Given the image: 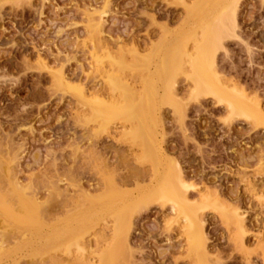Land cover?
<instances>
[{
	"label": "rangeland",
	"instance_id": "374dc122",
	"mask_svg": "<svg viewBox=\"0 0 264 264\" xmlns=\"http://www.w3.org/2000/svg\"><path fill=\"white\" fill-rule=\"evenodd\" d=\"M209 1L0 0V264H198L169 203L135 205L122 227L108 216L93 222L86 210L106 193L135 201L164 157L192 206H203L193 212L206 237L204 264H264V125L196 94L185 75L172 93L142 86L148 62H172L178 44L197 57L199 45L208 73L264 110V0H238L232 36L207 46L196 25ZM110 75L141 91L130 96L128 121L105 108L122 99ZM143 143L158 157L153 165ZM53 203L70 213L49 248Z\"/></svg>",
	"mask_w": 264,
	"mask_h": 264
},
{
	"label": "bare ground",
	"instance_id": "6f19581e",
	"mask_svg": "<svg viewBox=\"0 0 264 264\" xmlns=\"http://www.w3.org/2000/svg\"><path fill=\"white\" fill-rule=\"evenodd\" d=\"M237 1L238 0H210L209 3L204 2L206 6L203 7V11L201 13L203 17H201L202 19L199 20L196 25V29H198L199 32H201L200 41L202 42V44L209 46L211 42L215 39L217 40L219 38L222 39L225 36H230V35L232 36L231 30L234 29V23H235L234 18H235V11L237 9L236 7ZM194 7L192 6V8ZM212 16H215L214 19L212 18ZM93 29L95 30L96 26ZM97 30L98 28L96 29V31ZM181 49L182 48H180L178 44V48L174 50V53L172 54L174 57V60L172 62H169V61L167 63L164 62L165 57H163L162 62H157V61L153 62L152 60L147 63V65L145 66V74L147 75L146 76L147 78H145L142 81V86H143L144 91H147L151 95L152 94L156 95L158 94V92H164V90L166 92L172 90L171 91L172 93L173 88H174L173 86L176 82L177 77L179 75L180 76L185 75L187 80L191 81L193 87L196 90V94L203 93L207 95L208 94L213 95L214 97L217 98V100L226 103V109L228 112H230V114H233V115L235 114L236 116H239V117L244 116L245 118H249L250 120L252 119L253 121L257 122L259 125L260 124L264 125V113H263L264 110L262 108L258 106H256V108H250V107L248 108L246 106V103L243 101L244 96L243 97L240 96L241 98H243V99L240 98L241 99L240 100L234 94L236 92H233L232 90L228 91L227 88L229 87L223 84L221 85L218 79L214 78L213 74L211 75V73L210 74L208 73L210 72L209 71L210 69H209V66H206L207 64H205V62H202L203 59H201L202 56H200L201 55L200 49L202 48L199 47V45L195 49V52L198 51L197 57H193L194 56L193 53L188 55L187 52L185 53L186 54L185 56L184 54H182ZM184 57H186L187 59L186 58L184 59ZM60 80L64 82L65 78L61 77ZM216 81H218L217 83H219V86L221 88L222 86L223 87L225 86L224 89L223 88L220 90L216 89L215 88ZM106 82L110 85L109 86L110 90L112 89L113 90L112 92L114 91L118 92L119 96H121L122 99L121 101L119 100H116L117 102L114 101L115 103L113 102V104L111 102L112 105H106L105 108L109 110L112 118L128 121V118L130 117L129 106H131L132 104L130 100V96H134L136 94L135 97H137L138 99V94L141 91L137 93L134 92L133 91L134 89L130 88L131 86L127 84L125 80L123 81L119 78H116V77L114 78V75L107 76ZM166 89H169V90H166ZM225 90L227 92H225ZM76 92L79 93L82 99L86 98V94L81 89H77ZM149 97L150 96L148 95L147 98ZM142 98H143V95L142 94L139 95V99H142ZM88 101L92 105H95L96 102H99L97 98H95L94 100H88ZM118 101L120 104L118 103ZM143 103H145V101ZM151 103L152 102H150V105ZM150 105L149 107H147V109L149 108V111H148L149 113H151L150 108H152ZM144 116H145V113H144ZM149 116L150 115H147L145 116V118L147 117L149 119ZM148 119H146V121H148ZM144 143H143V146H144ZM147 144L145 143V145ZM143 152L145 154V158L147 160L150 159L148 160L149 162L153 160L152 161L153 162L152 165H153L155 162L154 159L155 157H157L155 156L156 150L154 153L155 155L152 156L153 153L151 155V152L153 151L150 145H148L147 148L146 146H144ZM161 157L163 158V156ZM163 159L160 158V160L158 161L159 163L156 162L153 166L154 168L153 176L155 177L153 186H151L150 188H147L145 190V193L142 192L143 195L134 199L135 201H133L129 197L125 198L123 195H119L118 193H115V194L106 193V194L100 195L99 197L96 196V197H91V198L89 196L90 199L88 200V204H87L89 206L86 210L91 215L90 218L93 222L99 219H102L105 216H108L109 218L113 219L116 224L122 225L127 220H130V217H131L130 213L132 212V209L134 208L135 205H136L135 210L136 209L140 210V208L143 209V207L141 206L147 204V202L151 200L155 201L159 199L162 203H169L171 211L180 215L184 222L183 232L186 237L188 253H190V255H192L193 257H195V259L198 261V264H204L205 261L209 257V252L207 250V247L205 246L207 245L205 244L206 237H205V234L203 235L204 230H202V224L197 216V213L193 212V209L195 210L194 206L197 207V209L203 206L200 204L192 206L191 202L189 201V199H187V195H186L188 185L185 182L184 177L181 176L182 175L181 172L177 168H174V167L171 168L168 161H166L165 157ZM160 161H163V162L160 164ZM55 192H56L55 194L59 195L58 190ZM51 202H55V201L51 200ZM53 204L55 206V207L53 206V208L50 205L48 209L46 207V211H45L47 214V215L45 214L46 224L44 225V231H43L45 241L47 243V246H49V248H51L54 242V239L56 240L60 238L62 234H64L63 231L65 229L63 227L62 222L66 214L70 213V210H68L65 205H60L62 203L60 204L58 203V205L56 203H53ZM33 205L35 208H37L36 203H34ZM189 211L192 213H190ZM241 216L242 215H240L239 212H234L233 216H231L232 218L228 216L226 217L229 219L231 218L230 220H232L236 224L237 229L243 232L244 226L242 223L244 222V220H242L243 217L241 218ZM82 233L83 232H80V234ZM78 245H79V242H78Z\"/></svg>",
	"mask_w": 264,
	"mask_h": 264
}]
</instances>
